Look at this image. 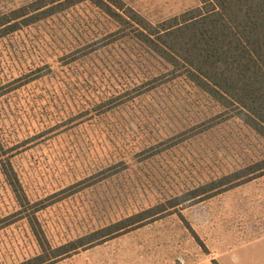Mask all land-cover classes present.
<instances>
[{"label": "rangeland", "instance_id": "374dc122", "mask_svg": "<svg viewBox=\"0 0 264 264\" xmlns=\"http://www.w3.org/2000/svg\"><path fill=\"white\" fill-rule=\"evenodd\" d=\"M30 1L0 0V12ZM123 1L153 22L198 5L197 0ZM82 9L66 17L70 31L56 34L52 23L42 22L0 39V84L50 63L53 56L48 43L84 36L77 33L80 21L96 24L100 32L107 27L100 16ZM120 45L123 47L113 51L131 59L120 70L126 80L136 83L149 71L164 70L149 55L143 54L138 61L134 56L137 49ZM92 62L98 65L97 60ZM80 66L76 75L85 79L90 65L82 61ZM48 79L45 76L0 98V264L51 257L61 246L173 200L181 207L144 224L151 228H132L135 237L125 238L126 242H140L139 251L144 254L137 253L139 256L152 259L157 249L149 244L163 243L168 259L180 257L187 237L180 228L187 223L199 233L200 251L209 254L208 259L210 256L218 264H264V176L201 203L183 202L187 199L184 192L204 179L234 173L264 158V141L242 121L229 115L220 117L223 109L191 87L159 89L137 99L121 114L102 116L93 111L97 103L88 99L92 93L87 83L72 82L76 87L85 86L77 88L72 99L63 87L70 81L55 90ZM81 112V118L75 120ZM193 128L197 134L176 146H160L157 153L142 151L150 143ZM119 160L122 162L115 164ZM6 162L17 174L26 197L23 203L9 185L8 169L2 164ZM109 165L113 166L106 168ZM183 208L200 210L198 219L192 212L181 216ZM32 212L39 235L28 220ZM65 258L46 264H62Z\"/></svg>", "mask_w": 264, "mask_h": 264}, {"label": "trees", "instance_id": "16d2710c", "mask_svg": "<svg viewBox=\"0 0 264 264\" xmlns=\"http://www.w3.org/2000/svg\"><path fill=\"white\" fill-rule=\"evenodd\" d=\"M197 2L195 7L154 22L123 0H32L26 5L0 12V39L42 22L49 25L52 23L51 29L56 34L70 31V20L65 19L79 12V8L85 11L88 8L107 25L100 32L96 29V24L80 21L77 33L85 34L84 36L76 37L71 42L57 39L48 43L52 61L1 83L0 98L3 99L20 87L40 81L46 76L49 77L48 81L54 83L55 90L65 87L73 99L77 88L85 87H76L78 80L89 85L92 97L88 99L97 103L93 106V111L104 116L111 113L121 114L137 99L159 89L191 87L223 109L218 114L220 117L229 115L238 118L264 141V0ZM56 20L63 21L65 25L62 22L55 24ZM121 43L129 46L131 50L137 49L138 53L134 56L138 61L143 54H147L163 65L164 70L157 73L149 71L145 79L136 83L126 80L120 70L127 67L131 59L113 51L123 47ZM92 60H97L98 65H94ZM82 61L90 65L89 70L84 73L85 79L76 75ZM67 80L70 81L66 84L69 87L64 85ZM91 89L95 93L98 90V93L94 95ZM65 93L63 90V94ZM174 93L173 90L169 96L172 98ZM83 113H79L81 115H77L75 120H79ZM207 122L210 121L205 124ZM206 129L208 127L203 130ZM196 132L198 131L193 128L192 131L177 133L164 141L150 143L142 151L148 152L149 149L154 153L160 152V146L171 148L191 138ZM0 146L3 148L1 143ZM121 162L119 160L115 164ZM2 164L8 169L5 174L8 171V182L13 193L23 203L26 197L16 172L8 162ZM262 176L264 158L234 173L204 179L193 189L184 192L187 199L183 202L196 203L209 199L233 186ZM176 201L173 200L166 206L151 207L133 218L77 239L68 246H61L60 251L51 257L37 256L26 264H46L75 252L81 246L94 244L128 227L154 220L161 213L180 205ZM28 218L33 225L34 234L39 235L41 230L35 229L38 222L34 212Z\"/></svg>", "mask_w": 264, "mask_h": 264}, {"label": "crops", "instance_id": "0c3cea01", "mask_svg": "<svg viewBox=\"0 0 264 264\" xmlns=\"http://www.w3.org/2000/svg\"><path fill=\"white\" fill-rule=\"evenodd\" d=\"M220 194H222V193L216 194L210 198H213V197L218 196ZM224 196L225 195H223V197ZM205 200H207V199H205ZM205 200H201V201L196 202V203H201ZM178 207L180 208L181 206L178 205L175 207V209H177ZM177 212L180 213L181 210H177ZM191 212L194 214L193 217L198 219L197 215H199V212H201V211L200 210L196 211V212H198V214H196V212H193L191 209L190 210L184 209V210H182V212L180 214H181V216H184V214L189 215ZM202 212H204V211H202ZM185 223H186V220H185ZM144 224H147V222L142 223L140 225V226H142V227H140V230L146 229V228H151L150 225H144ZM186 225L187 226H183L180 228L181 230H183V232L185 234H187V237L184 240V236H183V240H184L183 243L184 244H182V247H181L182 254L180 257H177V258L173 257V256H172V258H169V259L167 258L166 252H165L166 247H163V243H158V244L151 243V244H149V245L154 246V250H156V249L158 250V251L156 250L154 252L156 254H151V255H154V257L152 259L150 258V256H147V258L139 256L138 255L139 253L144 254L143 252H141L142 249H141L140 242L139 243L137 242L138 244H136V242H134V241H130V240L128 242L124 241L125 238H127L128 236H134L135 237V235H134L135 231H132L133 230L132 228H134V227H128L124 230L125 233H122V232H124L122 230L120 232L111 234L110 236L103 238L100 241L98 240V242H96L94 244L84 245V246L77 248V250L75 252L74 251L70 252V254L72 253L71 257L64 256L66 258L63 260L62 264H201L203 262L205 264H209V263L218 264V260H215V259L211 258L210 256H209V259L206 257L209 254L207 255V254L201 253L200 249H201L203 243H202L201 239L198 237L199 233L197 231H195L196 229L194 227L189 226L187 223H186ZM229 228H231V227H229ZM212 229H214V228H212ZM201 230H202V227H201ZM227 231H229V230H227ZM81 238H83V237H81ZM107 238H109V239H107ZM221 244L225 245V237H224V240ZM222 245H221V247H222ZM143 246H145V245H143ZM205 248L208 251V247H205ZM139 249H141V250L139 251ZM229 249H230V245L228 246V250ZM137 250H138V252H137ZM220 251H221V254H220V256H221V255H223V250H220ZM73 253H75V254H73ZM193 254H194V257H189V256H192ZM156 256H157V258H156Z\"/></svg>", "mask_w": 264, "mask_h": 264}]
</instances>
